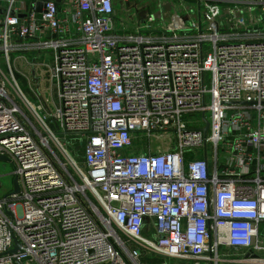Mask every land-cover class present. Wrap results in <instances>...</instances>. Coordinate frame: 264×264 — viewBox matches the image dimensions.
I'll list each match as a JSON object with an SVG mask.
<instances>
[{
    "label": "built area",
    "instance_id": "1",
    "mask_svg": "<svg viewBox=\"0 0 264 264\" xmlns=\"http://www.w3.org/2000/svg\"><path fill=\"white\" fill-rule=\"evenodd\" d=\"M61 1L0 0V264H264V0ZM47 51L53 111L12 58Z\"/></svg>",
    "mask_w": 264,
    "mask_h": 264
},
{
    "label": "crops",
    "instance_id": "2",
    "mask_svg": "<svg viewBox=\"0 0 264 264\" xmlns=\"http://www.w3.org/2000/svg\"><path fill=\"white\" fill-rule=\"evenodd\" d=\"M57 3L59 4V6L62 7V1L61 0H56ZM173 2L172 0H165V3H163V5H158L156 7V12L159 15H164L165 12L169 13L170 10H172V4L170 3ZM177 1V0H176ZM187 2V7H193L196 10V7H198V1L197 0H186ZM217 1V0H215ZM234 1V0H231ZM195 17H198V13L196 14L195 12ZM17 43H24V42H32V40H16ZM14 60L16 59V74H17V78L19 83L21 84L22 81L20 79H23L27 84H28V80L23 76V74L25 76H27L28 78L31 79L32 82V86L33 87H37L38 91L40 92V96L42 98V100H44V106L46 109H48L49 111H53V109L55 108V106L58 104V88H57V84L55 81H51L50 80V76H48V73L45 69V67L43 66L44 64H48V65H53L54 63V54L52 51H47L43 54H36L34 52H16L14 53ZM19 57H22L21 59H19ZM36 63L37 65L33 66V63ZM29 85V84H28ZM45 94H43V93ZM50 95L51 96V101L49 98H47L46 96ZM30 99L32 102L35 103H40L42 101L38 100L36 97H34L33 95L30 96ZM137 150L134 148L132 150V152H136ZM78 152V151H77ZM76 158L79 161H83V155L81 154H77ZM11 164L13 165V163L11 162ZM12 176V181H11V190L10 193L13 191V181L15 176L13 175V172L11 174ZM145 253V252H144ZM148 256L151 255H142L140 261L141 264H162L163 262H165L166 264H186L184 262H180L174 259H165L162 257H152V259ZM144 262V263H143Z\"/></svg>",
    "mask_w": 264,
    "mask_h": 264
},
{
    "label": "rangeland",
    "instance_id": "3",
    "mask_svg": "<svg viewBox=\"0 0 264 264\" xmlns=\"http://www.w3.org/2000/svg\"><path fill=\"white\" fill-rule=\"evenodd\" d=\"M141 0H137V2L139 3ZM142 7H143V10L140 11V17L142 16H145L147 13L149 12H156V7L159 5V2L158 0H144L142 3H141ZM134 13V12H133ZM125 15L127 16V14L122 11V10H119L117 9V15L118 17L122 16V15ZM118 25L120 26L121 22H120V19H118ZM130 29H132V22H130ZM15 57L14 54L12 55V58ZM0 66L1 68L3 69V71L8 74V69L5 65V63L2 61V59L0 60ZM209 78H210V75L209 74H206V83H209ZM22 81V83L20 84V87L22 89V91L27 95V97L30 99V96H32V93L30 91V88H29V85L23 80V79H20ZM34 89L37 91V87L35 86ZM8 91H9V94L11 95L12 99L17 103L19 104V106L22 108V110L25 112V114L27 116H29V118L31 119V115L28 111V109L22 105L20 103V99L18 98L17 94L13 91V89L10 87V85H8ZM43 93V92H42ZM45 94V93H43ZM47 98L50 99L51 101V96L50 95H47L46 96ZM31 100V99H30ZM44 113H41V115H43ZM201 119V117H200ZM54 129H56V127L54 126ZM58 134V132H57ZM58 137H63L61 134H58ZM69 148H74V147H77L78 145H81L82 142H83V138L82 137H78V136H66V141ZM81 149L79 148V151L75 152V158H76V155L77 154H80L81 156ZM78 164L83 168V163L82 161H79L77 158H76ZM72 167H69V171L72 170L71 169ZM14 170V166L11 164V163H0V200L9 196L10 195V190H11V181H12V172ZM144 253V252H143ZM143 259V258H142ZM140 258V260H142ZM142 262V261H140ZM144 263V262H143Z\"/></svg>",
    "mask_w": 264,
    "mask_h": 264
},
{
    "label": "water",
    "instance_id": "4",
    "mask_svg": "<svg viewBox=\"0 0 264 264\" xmlns=\"http://www.w3.org/2000/svg\"><path fill=\"white\" fill-rule=\"evenodd\" d=\"M209 129V124H207L206 129L204 130L205 133H207ZM11 159L7 156H2L0 155V163H11ZM21 193V187H20V183H19V179L18 177L14 178L13 181V191L10 193L9 196H17ZM20 243L17 239H15V248L13 250L10 251L11 254H15L19 249H20Z\"/></svg>",
    "mask_w": 264,
    "mask_h": 264
},
{
    "label": "trees",
    "instance_id": "5",
    "mask_svg": "<svg viewBox=\"0 0 264 264\" xmlns=\"http://www.w3.org/2000/svg\"><path fill=\"white\" fill-rule=\"evenodd\" d=\"M77 148H78V149H79V148L81 149L80 145H78ZM145 254H146V253H142V255H145ZM147 255H148V254H147ZM148 257H150V258L152 259V257H154V256L151 255V256H148Z\"/></svg>",
    "mask_w": 264,
    "mask_h": 264
}]
</instances>
